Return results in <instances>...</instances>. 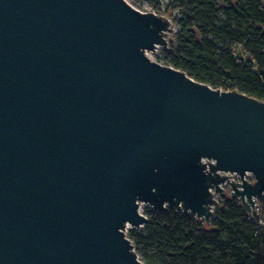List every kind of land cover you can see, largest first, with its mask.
I'll return each instance as SVG.
<instances>
[{
  "label": "water",
  "instance_id": "water-1",
  "mask_svg": "<svg viewBox=\"0 0 264 264\" xmlns=\"http://www.w3.org/2000/svg\"><path fill=\"white\" fill-rule=\"evenodd\" d=\"M172 32L124 0H0V264H143L140 204L209 224L226 185L253 213L264 102L151 61Z\"/></svg>",
  "mask_w": 264,
  "mask_h": 264
},
{
  "label": "trees",
  "instance_id": "trees-1",
  "mask_svg": "<svg viewBox=\"0 0 264 264\" xmlns=\"http://www.w3.org/2000/svg\"><path fill=\"white\" fill-rule=\"evenodd\" d=\"M171 21L162 65L213 89L264 102V0H146ZM158 15V16H159ZM209 224L167 208L142 210L146 223L126 237L143 264H264V198L257 213L219 197Z\"/></svg>",
  "mask_w": 264,
  "mask_h": 264
},
{
  "label": "rangeland",
  "instance_id": "rangeland-1",
  "mask_svg": "<svg viewBox=\"0 0 264 264\" xmlns=\"http://www.w3.org/2000/svg\"><path fill=\"white\" fill-rule=\"evenodd\" d=\"M128 5H130L132 8H134L135 10L139 11V12H143V13H154L156 14V11H154L152 9V7L150 5H148L147 1L146 0H124ZM153 2H158L160 4V7L162 9V7L166 4L167 0H152ZM156 15H159V14H156ZM161 16V15H159ZM167 21L170 23L171 25V21L167 19ZM172 30H173V27H171ZM170 36L171 34H167L166 35V40L168 41L170 39ZM147 57L153 61V62H156V63H159L162 65V62L160 61V54H159V49L155 50L154 52L152 53H148L146 54ZM244 179L247 181V182H250L252 183L253 182V178L250 174L246 175L244 177ZM220 196H225V197H231V192H230V189L229 187L226 185V186H223V192L221 195H218L216 196V200L219 201V197ZM256 202V201H255ZM219 203V202H218ZM146 206L145 205H142L140 204L139 205V211L140 213L142 214V210L143 208H145Z\"/></svg>",
  "mask_w": 264,
  "mask_h": 264
},
{
  "label": "built area",
  "instance_id": "built-area-1",
  "mask_svg": "<svg viewBox=\"0 0 264 264\" xmlns=\"http://www.w3.org/2000/svg\"><path fill=\"white\" fill-rule=\"evenodd\" d=\"M257 200H258V199H257ZM257 200H255L256 202H255V207H254V209H253V213H257L258 210H259V208H258V206H257Z\"/></svg>",
  "mask_w": 264,
  "mask_h": 264
}]
</instances>
